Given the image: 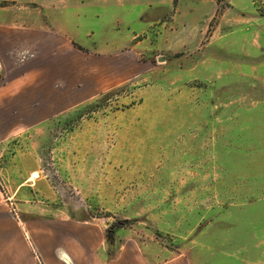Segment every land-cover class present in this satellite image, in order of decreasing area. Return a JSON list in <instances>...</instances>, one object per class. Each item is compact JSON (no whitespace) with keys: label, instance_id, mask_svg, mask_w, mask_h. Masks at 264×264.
I'll return each instance as SVG.
<instances>
[{"label":"rangeland","instance_id":"374dc122","mask_svg":"<svg viewBox=\"0 0 264 264\" xmlns=\"http://www.w3.org/2000/svg\"><path fill=\"white\" fill-rule=\"evenodd\" d=\"M24 10L66 21L74 63L103 82L96 99L0 145L14 216L88 237L102 264H264L254 0H0V23Z\"/></svg>","mask_w":264,"mask_h":264},{"label":"crops","instance_id":"0c3cea01","mask_svg":"<svg viewBox=\"0 0 264 264\" xmlns=\"http://www.w3.org/2000/svg\"><path fill=\"white\" fill-rule=\"evenodd\" d=\"M46 12L2 16L7 21L0 23V145L100 95L103 75L90 71L89 63H74L73 30L66 21L57 25L55 11ZM43 18L49 23L43 25ZM53 225L16 218L0 190V264H37L35 249L41 264H102L88 237Z\"/></svg>","mask_w":264,"mask_h":264},{"label":"trees","instance_id":"16d2710c","mask_svg":"<svg viewBox=\"0 0 264 264\" xmlns=\"http://www.w3.org/2000/svg\"><path fill=\"white\" fill-rule=\"evenodd\" d=\"M260 14L264 16V0H254Z\"/></svg>","mask_w":264,"mask_h":264}]
</instances>
